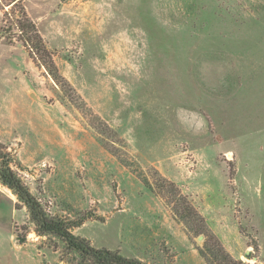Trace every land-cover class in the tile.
I'll return each instance as SVG.
<instances>
[{"label": "rangeland", "instance_id": "obj_1", "mask_svg": "<svg viewBox=\"0 0 264 264\" xmlns=\"http://www.w3.org/2000/svg\"><path fill=\"white\" fill-rule=\"evenodd\" d=\"M0 142L97 248L264 264V0H0ZM79 260L0 181V264Z\"/></svg>", "mask_w": 264, "mask_h": 264}, {"label": "trees", "instance_id": "obj_2", "mask_svg": "<svg viewBox=\"0 0 264 264\" xmlns=\"http://www.w3.org/2000/svg\"><path fill=\"white\" fill-rule=\"evenodd\" d=\"M39 46L42 45L39 44ZM50 67L53 77L63 84V79L59 77L56 66L50 65ZM0 181L10 188L27 207L30 218L35 225V231L42 236L60 238L68 251L80 255L78 264H147L139 258L126 257L118 251L91 245L87 239L75 235L66 220L51 215L31 192L19 173L13 169L11 156L1 142ZM19 240L23 242L25 239L21 237ZM201 253L209 264H246L233 258L219 243L217 246H213L212 242L206 243L205 247L201 249Z\"/></svg>", "mask_w": 264, "mask_h": 264}, {"label": "water", "instance_id": "obj_3", "mask_svg": "<svg viewBox=\"0 0 264 264\" xmlns=\"http://www.w3.org/2000/svg\"><path fill=\"white\" fill-rule=\"evenodd\" d=\"M200 239H202V236L200 237Z\"/></svg>", "mask_w": 264, "mask_h": 264}]
</instances>
